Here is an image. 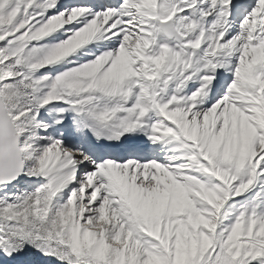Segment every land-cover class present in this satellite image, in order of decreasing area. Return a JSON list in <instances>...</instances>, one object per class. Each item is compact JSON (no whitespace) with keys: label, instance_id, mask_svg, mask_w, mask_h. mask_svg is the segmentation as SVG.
<instances>
[{"label":"rangeland","instance_id":"374dc122","mask_svg":"<svg viewBox=\"0 0 264 264\" xmlns=\"http://www.w3.org/2000/svg\"><path fill=\"white\" fill-rule=\"evenodd\" d=\"M40 1L0 0V83L4 93L15 92L9 104L33 178L1 194L0 264H264V69L255 80L259 92L245 91V77L203 109L198 96L178 95L183 85L175 86L201 63L193 54L182 59L163 45L149 55L153 37L140 24L120 28L114 12L89 23L84 11L43 20L33 14ZM67 23L72 32L81 27L75 39L44 44ZM104 31L113 50L85 49L71 71L52 81L42 74ZM243 35L232 41L236 50ZM262 45H246L236 81L253 60H264ZM59 101L75 117L63 136L90 125L109 146L151 137L159 160L97 163L89 143L64 145L54 134L66 117L42 108ZM50 170L57 173L53 189Z\"/></svg>","mask_w":264,"mask_h":264},{"label":"water","instance_id":"95a60500","mask_svg":"<svg viewBox=\"0 0 264 264\" xmlns=\"http://www.w3.org/2000/svg\"><path fill=\"white\" fill-rule=\"evenodd\" d=\"M29 180L22 138L0 91V191Z\"/></svg>","mask_w":264,"mask_h":264},{"label":"bare ground","instance_id":"6f19581e","mask_svg":"<svg viewBox=\"0 0 264 264\" xmlns=\"http://www.w3.org/2000/svg\"><path fill=\"white\" fill-rule=\"evenodd\" d=\"M58 6H60V5H58ZM55 10V9H54ZM52 11V13H54V14H57V13H59V10H60V8L59 9H56L57 11ZM62 10V9H61ZM127 12V11H126ZM122 15H126L125 14V9L123 10V11H121L120 12ZM128 13V12H127ZM104 19V18H103ZM109 19V18H108ZM262 42H264V35H263V41ZM262 49H264V45H262ZM110 76V75H109ZM10 88V87H9ZM16 91V90H15ZM6 93V94H5ZM4 94L7 96L6 97V99L8 100L9 99V97L10 96H13L14 94H15V92L13 91V89L11 88V89H7V92H5ZM8 105L10 106V104L8 103ZM10 109H11V107H10ZM56 170H50L47 174H46V179H47V181L49 182V185H50V188L51 189H53V187H55V185H56V183H55V178H56Z\"/></svg>","mask_w":264,"mask_h":264}]
</instances>
